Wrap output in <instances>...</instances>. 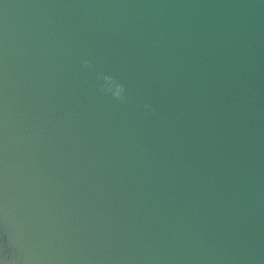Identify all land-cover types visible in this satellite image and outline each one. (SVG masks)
Masks as SVG:
<instances>
[{
  "label": "water",
  "instance_id": "obj_1",
  "mask_svg": "<svg viewBox=\"0 0 264 264\" xmlns=\"http://www.w3.org/2000/svg\"><path fill=\"white\" fill-rule=\"evenodd\" d=\"M0 89L99 264H264V0H0Z\"/></svg>",
  "mask_w": 264,
  "mask_h": 264
},
{
  "label": "bare ground",
  "instance_id": "obj_2",
  "mask_svg": "<svg viewBox=\"0 0 264 264\" xmlns=\"http://www.w3.org/2000/svg\"><path fill=\"white\" fill-rule=\"evenodd\" d=\"M22 129L0 89V264H99L70 197Z\"/></svg>",
  "mask_w": 264,
  "mask_h": 264
},
{
  "label": "clouds",
  "instance_id": "obj_3",
  "mask_svg": "<svg viewBox=\"0 0 264 264\" xmlns=\"http://www.w3.org/2000/svg\"><path fill=\"white\" fill-rule=\"evenodd\" d=\"M83 67L85 68H91V62L88 60L83 61ZM103 84L100 87V91L105 94H110L113 99L118 101H125V92L126 89L123 84L118 82L116 79H114L111 76L105 75L102 77ZM145 107H148L145 105ZM6 264H12V262L6 260Z\"/></svg>",
  "mask_w": 264,
  "mask_h": 264
}]
</instances>
